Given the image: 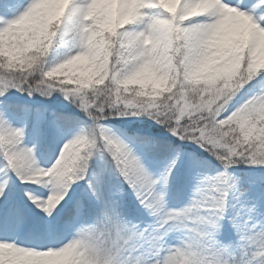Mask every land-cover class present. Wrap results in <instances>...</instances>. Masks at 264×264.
<instances>
[{
	"label": "snow or ice",
	"instance_id": "obj_1",
	"mask_svg": "<svg viewBox=\"0 0 264 264\" xmlns=\"http://www.w3.org/2000/svg\"><path fill=\"white\" fill-rule=\"evenodd\" d=\"M0 264H264V0H0Z\"/></svg>",
	"mask_w": 264,
	"mask_h": 264
},
{
	"label": "rangeland",
	"instance_id": "obj_2",
	"mask_svg": "<svg viewBox=\"0 0 264 264\" xmlns=\"http://www.w3.org/2000/svg\"><path fill=\"white\" fill-rule=\"evenodd\" d=\"M16 97L26 99V97L21 96L20 93H16ZM34 99L35 98H32L31 101H33ZM52 149H53V146L49 145V147H45L40 153H38V158H39V162H40L41 166L48 167L53 162V160L55 159V155L53 154ZM56 152H58V149H56ZM17 183H19V182L17 181ZM30 187L35 188L34 185H32Z\"/></svg>",
	"mask_w": 264,
	"mask_h": 264
},
{
	"label": "trees",
	"instance_id": "obj_3",
	"mask_svg": "<svg viewBox=\"0 0 264 264\" xmlns=\"http://www.w3.org/2000/svg\"><path fill=\"white\" fill-rule=\"evenodd\" d=\"M19 100H20V102L21 103H25V102H27V103H32V101L31 100H29V99H25V98H20L19 97ZM117 127H119V125H116ZM46 147H49V145L48 146H46Z\"/></svg>",
	"mask_w": 264,
	"mask_h": 264
}]
</instances>
